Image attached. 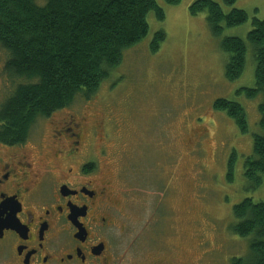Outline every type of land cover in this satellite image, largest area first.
<instances>
[{"label":"rangeland","instance_id":"obj_1","mask_svg":"<svg viewBox=\"0 0 264 264\" xmlns=\"http://www.w3.org/2000/svg\"><path fill=\"white\" fill-rule=\"evenodd\" d=\"M195 1L171 5L157 0L165 19L151 11L148 35L125 52L92 98L79 96L68 109L104 122L94 153L105 151L103 167L115 176L123 202L118 222L126 230L116 240L123 264L156 258L164 264H233L249 253L253 238L232 232L238 221L234 206L245 198L264 202V176L257 186L244 174L254 135H264V94L248 98L237 92L255 85L254 56L248 44L245 72L229 81L221 47L227 36L246 40L252 18L264 19V0H237L233 7L214 0L225 12L235 7L250 16L240 26L225 27L220 36L213 34L206 13H190ZM36 3L43 6L46 0ZM161 30L166 38L152 53L151 41ZM7 58L0 48V105L16 87L2 74ZM219 98L242 104L247 133L214 108ZM43 128L46 121L37 123L33 133Z\"/></svg>","mask_w":264,"mask_h":264},{"label":"trees","instance_id":"obj_2","mask_svg":"<svg viewBox=\"0 0 264 264\" xmlns=\"http://www.w3.org/2000/svg\"><path fill=\"white\" fill-rule=\"evenodd\" d=\"M177 5L181 0H165ZM237 0H223L234 6ZM193 15L206 13L214 35L225 27L249 21L247 11L232 8L225 12L214 0H196ZM159 20L165 12L157 0H0V48L8 53L3 72L16 83L12 94L0 105V143L25 141L39 118L70 107L79 96L92 98L110 72L119 67L125 52L149 33L148 15ZM164 31L154 35L150 51L156 53L165 40ZM248 44L255 61L254 87L237 92L248 98L264 94V19L253 17L246 40L227 36L221 47L227 55L225 77L239 79L245 72ZM214 108L225 111L242 133L249 131L245 108L237 101L219 98ZM263 116L264 104L260 105ZM237 155L229 162L228 179L233 180ZM245 176L260 186L264 176V135L255 134L253 155L246 158ZM238 220L235 235H253L249 253L233 264H264V202L245 198L234 206Z\"/></svg>","mask_w":264,"mask_h":264},{"label":"flooded vegetation","instance_id":"obj_3","mask_svg":"<svg viewBox=\"0 0 264 264\" xmlns=\"http://www.w3.org/2000/svg\"><path fill=\"white\" fill-rule=\"evenodd\" d=\"M69 108L39 118L47 128L34 134L35 123L25 141L0 143V264L124 262L123 202L105 151L94 153L104 122Z\"/></svg>","mask_w":264,"mask_h":264}]
</instances>
